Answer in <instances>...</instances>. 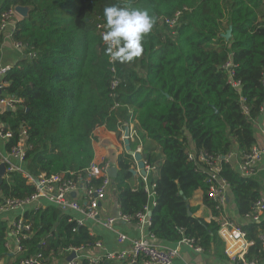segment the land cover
Here are the masks:
<instances>
[{
  "label": "trees",
  "instance_id": "trees-1",
  "mask_svg": "<svg viewBox=\"0 0 264 264\" xmlns=\"http://www.w3.org/2000/svg\"><path fill=\"white\" fill-rule=\"evenodd\" d=\"M12 5L29 7L12 38L34 56L23 58L3 77L1 96L20 100L14 109L0 113V124L12 133L6 150L24 128V168L30 174L77 172L94 158L97 127L112 131L133 118L139 139L129 141L130 148L141 143L142 158L155 166L148 175L157 193L149 231L171 243L193 238L194 245L226 260L217 223L196 217V207L189 204L201 190L203 201L214 205L205 173L188 161L186 150L191 141L196 151L224 157L235 149L242 156L258 143L255 124L264 103V0H5L0 13ZM113 5L147 9L156 18L142 41V55L130 63L110 61L96 32L97 22L106 25L104 9ZM178 12L173 26L161 20ZM229 26L226 39L223 31ZM228 58L240 93L228 82L223 67ZM113 79L119 80L114 88ZM115 102L119 106L112 109ZM130 159L127 154L118 157L112 182L120 211L134 216L146 193L142 182L138 191L127 183ZM220 175L229 183L238 214L248 212L261 195L259 183L224 162ZM34 191L21 174L9 173L0 185V199H23ZM25 218L32 221L33 232L16 255L8 253V225L0 219V261L5 264H21L38 252L56 256L94 241L86 227L73 231L74 223L56 206L28 211ZM242 228L255 241L248 257L259 260L254 226ZM80 264L90 263L83 259Z\"/></svg>",
  "mask_w": 264,
  "mask_h": 264
},
{
  "label": "built area",
  "instance_id": "built-area-1",
  "mask_svg": "<svg viewBox=\"0 0 264 264\" xmlns=\"http://www.w3.org/2000/svg\"><path fill=\"white\" fill-rule=\"evenodd\" d=\"M178 14L179 12L173 18L165 17L161 18V20L173 26L178 20ZM15 15L14 7L0 13V34L3 33L7 24ZM95 28L101 38V43L106 45L102 39L107 30L106 25L97 22ZM28 55L30 57L34 56L33 53H29ZM223 67L228 70V82L240 93L238 91L240 81L233 78L232 69L234 65L230 58H228ZM9 69L10 67L0 64V106H4L6 109H14L20 100L12 96H1V88L6 85L3 77ZM118 83V79H113L111 87H116ZM261 85L264 94L263 73ZM240 99L244 98L240 95ZM118 106L119 103L115 102L112 109H116ZM243 110L246 111L245 106ZM260 120L261 142L253 145L248 153L242 155L235 166L232 160L233 157H236L234 150L224 157L212 155L203 150L196 151L193 147L188 146L186 150L188 161H193L197 167H201L202 172L206 175V182L208 184L207 195L214 204V213L211 220L215 221L218 225L217 235L223 242L224 254L235 264H258L259 260L251 256L248 257L249 248L255 243L254 239L248 237L247 231L238 226L227 215L226 207L230 195V186L227 180L220 175L221 164L222 162L229 164L243 178H249L256 174L259 162L264 157V103L260 107ZM134 124L135 120L133 118H129V122L125 123L126 127L124 126L123 131L127 128L129 132H127V136L123 135V140L127 138L129 141L134 142L138 139L136 130L133 128ZM117 129L122 132L121 127ZM11 136L12 133L1 124L0 137L8 140ZM19 138L16 144L7 150L6 155H0V162H3L6 166V178L9 173H19L26 183L34 186L35 191L23 199L11 197L0 199V219H3L4 214L12 213L8 220L4 219L8 225L6 248L10 255L21 253L23 247L22 241L30 239L33 232V223L25 218V213L42 209L49 204L56 206L62 213L69 214V221L74 223L73 231L76 230V227H85V222L88 220H96L102 227L115 231L118 242L129 241V248L127 250L119 251L116 254L105 253L103 256L98 257L81 255V251L88 246L100 248L101 242L98 240L85 246H70L64 249V254L69 255L70 253H74V257L67 260L65 264H80L83 259L90 264H102L103 260L109 261L112 259L119 261L121 264H172L174 259L179 255L180 245H187L197 252L203 251L202 247L193 244V238L183 237L176 242L174 247L151 242L154 239V235L149 231L151 225L150 214L151 208L156 206L157 193L155 191V183L151 181L148 175L155 170V166H150L143 158L144 175L140 173L137 162L130 155L133 169H137L139 177L135 187H132V191H138L139 185L142 182L147 202L134 216H129L119 211L115 216L100 219L101 203L112 189L110 171L114 167L113 164L115 162L105 160L102 163H97L92 161L88 167L77 172L50 175L41 173L38 176H33L24 168L25 140L27 139V133L24 128ZM134 151L142 152L141 143L137 144ZM12 159L17 160L18 163H13ZM128 164L130 169L131 163ZM36 179L38 180L37 183L35 182ZM99 179L100 183L97 184L96 181H99ZM75 191L80 192V203L69 198V194ZM68 211L74 212L78 216H72ZM242 218L246 224L249 223L254 226L260 242L259 252L262 253V258H264V229H262V226L264 227V194L260 195L251 206V209L242 215ZM117 220L124 223H134L137 235L135 237H128L123 232L116 231L114 224ZM21 264H47V259L41 252H38L21 260Z\"/></svg>",
  "mask_w": 264,
  "mask_h": 264
},
{
  "label": "crops",
  "instance_id": "crops-1",
  "mask_svg": "<svg viewBox=\"0 0 264 264\" xmlns=\"http://www.w3.org/2000/svg\"><path fill=\"white\" fill-rule=\"evenodd\" d=\"M4 1L5 0H0V6L2 5ZM14 6L15 5H12L9 8H13ZM23 18L19 14L16 13V15L7 24L6 29L1 34L2 39L0 40V64L2 66L12 67L13 65L21 61L23 58L30 57L28 55L29 52L26 54L25 46L21 42L15 41L12 38L14 29L16 27V23L20 19H23ZM4 110H6V108L4 106H0V113ZM260 123H261V120L255 124V132H256V138L258 139V143L261 142V136H262L261 131H260ZM133 128H135V124L133 125ZM121 129H122V132L118 131V129L110 131L104 126L97 127L94 130L95 138L92 140V146L94 150V158L92 161L97 162V163H102L105 160H108L110 162L112 161L115 162L113 166L116 168V175L119 171V166L117 164L118 157L125 156V154H127L125 147H124L125 139L123 140V135L125 134V130L123 131L124 128H121ZM127 132H129L128 129H127ZM6 142H7V139L0 137V155H6L7 153V150L5 147ZM188 147H193V144L191 141H189ZM234 151L236 152L235 149ZM235 154H236V157H233L232 159L234 166L236 165V163L241 157V155H238L237 152ZM12 162L18 163L17 160H14V159H12ZM130 163H131L130 168H133L132 161ZM135 171H136L135 174H131V178L127 180V183L129 184L130 188L135 187L138 181V178H139L137 169H135ZM252 177H254L256 181L257 180L259 181L257 182L260 184V187L264 185V157L259 162L258 170L256 174ZM113 178L114 177H112V179ZM261 194H264V189H261ZM69 198L74 199L75 201L79 203L81 202L79 191L70 193ZM146 202H147V197H146ZM227 203H228L227 208H228L229 217L238 226L242 227V225L246 224L242 216L239 215L237 212V208H236V205L233 199V194L231 191H230L229 200L227 201ZM189 204L191 206L196 207V210L194 213L196 217H202L207 222L211 220L214 210L213 208H210L203 201L201 190L195 191L192 198L189 200ZM119 211H120V208H119V203L117 199V193L115 192V187L112 182V189L111 191H109V193L107 194V197L102 201L101 206H100V219H104L110 216H115L117 215ZM68 212L72 216L77 215L74 212H71V211H68ZM63 214L66 216H69L68 213L63 212ZM11 215L12 213L4 214L3 219L8 220L11 217ZM85 227L87 228L88 232L90 231V235L94 237V241L98 240L101 242V247L99 248V247H94V246H88L81 251L82 256L98 257V256H103L105 253L116 254L119 251L127 250L129 248V241H123L122 243L118 242L116 232L102 227L96 220L86 221ZM114 229L116 231L123 232L128 237H135L137 235V230H136L134 223H124V222L117 220L114 224ZM151 242L158 244V245L170 246V247H174L176 245V242L171 243V242H167L161 239H157L155 237L154 239L151 240ZM69 255L64 254V250H63L62 254L59 253L56 256L54 255H50L48 257H45L44 255L43 256L47 259V264H65V262L67 261V257ZM109 262H111L112 264H121L119 261L114 260V259L109 260ZM0 264H5V261H0ZM172 264H235V263L230 261L228 258L226 260L218 259L209 252H205V251L197 252L193 248L183 244V245H180L179 255L174 259ZM258 264H264V258H260Z\"/></svg>",
  "mask_w": 264,
  "mask_h": 264
},
{
  "label": "clouds",
  "instance_id": "clouds-1",
  "mask_svg": "<svg viewBox=\"0 0 264 264\" xmlns=\"http://www.w3.org/2000/svg\"><path fill=\"white\" fill-rule=\"evenodd\" d=\"M106 32L102 39L107 45L106 55L110 61L130 63L143 52L142 41L156 18L147 9L126 8L117 5L104 9Z\"/></svg>",
  "mask_w": 264,
  "mask_h": 264
},
{
  "label": "water",
  "instance_id": "water-1",
  "mask_svg": "<svg viewBox=\"0 0 264 264\" xmlns=\"http://www.w3.org/2000/svg\"><path fill=\"white\" fill-rule=\"evenodd\" d=\"M14 11L15 13L19 14L22 18L24 17H27L28 15V12H29V7L27 6H22V5H15L14 6ZM223 36L228 39L230 36H231V27L229 26L228 29L225 31V33H223ZM125 136H127V129H125ZM124 147H125V150L127 152L128 155H132L134 160L137 162V167L140 171V173L142 175L145 174V171H144V163L142 161V154L139 153V152H136L134 151L133 149L130 148V145H129V140L127 138H125L124 140ZM130 173L131 174H135V169L133 168H130L129 169ZM116 175V168L113 167L110 171V176L111 177H115ZM6 178V166L3 162H0V185L1 183L4 181V179ZM35 182L37 183L38 180L36 179ZM0 196H1V193H0ZM74 257V253H71L68 257H67V260H70L71 258Z\"/></svg>",
  "mask_w": 264,
  "mask_h": 264
},
{
  "label": "rangeland",
  "instance_id": "rangeland-1",
  "mask_svg": "<svg viewBox=\"0 0 264 264\" xmlns=\"http://www.w3.org/2000/svg\"><path fill=\"white\" fill-rule=\"evenodd\" d=\"M228 29V28H227ZM227 29H225V30H227ZM223 33H225L224 31H223ZM124 128V127H123ZM94 134V133H93ZM258 181V180H257ZM259 182V181H258ZM260 185V184H259ZM261 189H264V185H262L261 187H260ZM226 212H227V215L229 214L228 213V208L226 207ZM229 216V215H228ZM242 216V215H241Z\"/></svg>",
  "mask_w": 264,
  "mask_h": 264
}]
</instances>
